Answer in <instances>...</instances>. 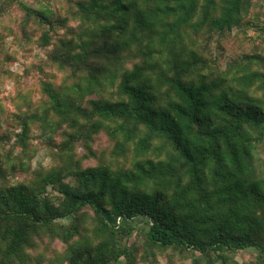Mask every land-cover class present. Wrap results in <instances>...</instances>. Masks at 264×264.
Listing matches in <instances>:
<instances>
[{
  "label": "trees",
  "instance_id": "16d2710c",
  "mask_svg": "<svg viewBox=\"0 0 264 264\" xmlns=\"http://www.w3.org/2000/svg\"><path fill=\"white\" fill-rule=\"evenodd\" d=\"M13 3L0 61L9 35L45 58L0 138V264H264V48L218 67L223 40L264 41V0ZM35 128L51 165L14 181Z\"/></svg>",
  "mask_w": 264,
  "mask_h": 264
},
{
  "label": "rangeland",
  "instance_id": "374dc122",
  "mask_svg": "<svg viewBox=\"0 0 264 264\" xmlns=\"http://www.w3.org/2000/svg\"><path fill=\"white\" fill-rule=\"evenodd\" d=\"M29 4H33L36 7L43 5L44 3L51 2L54 7L58 8L59 1L63 0H24ZM22 18L20 9L16 3H13L5 13H0V29L2 26H15L16 22ZM251 35H254V39ZM250 40H246L241 36L236 35V38H227L222 41L223 49L222 56L219 58L220 63L218 67L223 68L224 62L231 56L241 54L245 51H249L253 48L255 42L258 41V45L264 48V41L258 38V35L254 31H250ZM6 46L15 48L19 51V60L11 62L7 66L4 61H0V138L2 133H7L8 139L6 141L7 148L11 147L15 141L14 127L11 123V113L14 110L12 105V97L16 90L24 88L36 80V76L33 75L34 65L45 58V50L38 44L33 43L26 45L16 43L13 35H9L6 38ZM9 69V71L7 70ZM38 128H35L32 137V148L36 150L35 157L29 163L31 170L29 173L18 171L15 173V179H30L33 177V173L41 169H47L52 162L51 153L52 147L46 140L49 135L40 134ZM56 140H59V136L56 135ZM99 144L107 143V138L102 136L98 141ZM4 144V143H3ZM51 191V188H50ZM138 223V221L136 222ZM141 224L140 222L138 223ZM134 239V238H133ZM237 260L240 264H253L254 256L248 253H239ZM154 264H193L192 258L182 259L178 255L172 258V255L159 254L153 258Z\"/></svg>",
  "mask_w": 264,
  "mask_h": 264
}]
</instances>
